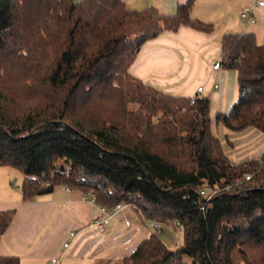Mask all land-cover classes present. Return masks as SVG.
Wrapping results in <instances>:
<instances>
[{
    "label": "trees",
    "instance_id": "16d2710c",
    "mask_svg": "<svg viewBox=\"0 0 264 264\" xmlns=\"http://www.w3.org/2000/svg\"><path fill=\"white\" fill-rule=\"evenodd\" d=\"M191 8L188 0L165 15L121 0H0V167L22 175L23 202L62 186L181 228L178 248L153 231L122 264H264V157L231 163L207 96L191 103L128 72L163 32L211 31ZM220 48L237 100L215 122L264 134V44L227 34ZM14 215L0 211V238Z\"/></svg>",
    "mask_w": 264,
    "mask_h": 264
},
{
    "label": "crops",
    "instance_id": "0c3cea01",
    "mask_svg": "<svg viewBox=\"0 0 264 264\" xmlns=\"http://www.w3.org/2000/svg\"><path fill=\"white\" fill-rule=\"evenodd\" d=\"M121 1L128 10L153 8L171 15L178 4L188 0ZM246 7L254 8L253 24L240 16ZM190 17L209 25L211 31L182 26L176 32H163L143 44L128 72L166 95L207 96L211 131L231 163L261 160L264 134L247 128L227 139L226 129L215 122V115L228 113L237 99L235 72L219 67L220 41L227 34L251 33L256 43L264 38V0H192ZM198 87H202L200 93ZM9 169L0 167V211L13 210L15 215L0 238V257H17L19 264H122L154 231L150 222L130 208L109 218L102 231L88 228L101 212L83 193L62 186L23 202L20 187L10 185L15 175ZM70 232L76 235L71 237Z\"/></svg>",
    "mask_w": 264,
    "mask_h": 264
},
{
    "label": "built area",
    "instance_id": "2783aa9c",
    "mask_svg": "<svg viewBox=\"0 0 264 264\" xmlns=\"http://www.w3.org/2000/svg\"><path fill=\"white\" fill-rule=\"evenodd\" d=\"M240 16H241V18L248 20L249 23H251V24L256 22V18H255V14H254V8H250V7L244 8L242 10ZM213 87H214V89H218V85H214ZM201 91H202V87H198L197 92L200 93ZM190 100H191V103H193V97L190 98ZM263 157H264V155H263ZM245 179L248 180L249 176H246ZM83 198L85 200L89 201L95 207H97V209L101 212V215L99 217L95 218L93 221H91L88 224V228L97 229L98 231L103 230V227L109 218H111L113 215L117 214L121 210L127 208V206H125L123 204H117L112 209L103 208V207H101L95 203V198L92 194H86V195H84ZM150 227L154 230L155 233L160 234V232H161V224L160 223L150 222ZM177 230L179 233H181L180 227H178ZM69 235L71 237H74L76 234L73 232H70ZM64 247L67 248L68 244H65ZM52 262L55 263L56 260H52Z\"/></svg>",
    "mask_w": 264,
    "mask_h": 264
},
{
    "label": "rangeland",
    "instance_id": "374dc122",
    "mask_svg": "<svg viewBox=\"0 0 264 264\" xmlns=\"http://www.w3.org/2000/svg\"><path fill=\"white\" fill-rule=\"evenodd\" d=\"M77 1V0H76ZM257 44H264V38H258L257 39ZM237 93V88L235 86V95ZM237 100V99H236ZM131 109H134V106H130ZM226 133V138H234V132H230L228 130H225ZM11 173H14L15 177L14 179H11L10 185L13 187H20L21 182H22V175L19 174L18 172H14V170L9 169ZM128 209V208H126ZM128 212V211H127ZM158 237L162 240V242L165 244V246L169 249H176L179 246L182 245V235L181 233L178 232L177 229L167 226L165 224H161V232L160 234L158 233ZM184 261L187 264H190L191 260L188 257L184 258Z\"/></svg>",
    "mask_w": 264,
    "mask_h": 264
}]
</instances>
